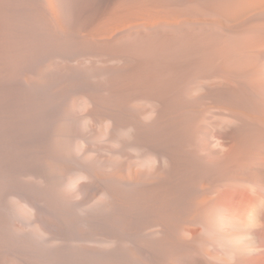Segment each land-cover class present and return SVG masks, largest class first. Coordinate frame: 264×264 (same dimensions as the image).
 <instances>
[{
  "label": "bare ground",
  "instance_id": "obj_1",
  "mask_svg": "<svg viewBox=\"0 0 264 264\" xmlns=\"http://www.w3.org/2000/svg\"><path fill=\"white\" fill-rule=\"evenodd\" d=\"M14 3L0 264H264V0Z\"/></svg>",
  "mask_w": 264,
  "mask_h": 264
},
{
  "label": "rangeland",
  "instance_id": "obj_2",
  "mask_svg": "<svg viewBox=\"0 0 264 264\" xmlns=\"http://www.w3.org/2000/svg\"><path fill=\"white\" fill-rule=\"evenodd\" d=\"M15 0H10V10H11V15L13 14L14 16L16 15V12H15V9H16V11L17 10H20L19 8H18V4L15 6ZM14 5H13V4ZM14 6V7H12V6ZM14 9V10H13ZM103 9V8H102ZM12 18H13V16H11ZM89 19H90V17H89ZM88 19V20H89ZM92 19V18H91ZM93 22V21H92ZM93 23H95V24H97V22H93ZM93 23H91V26H96L95 24H93ZM93 24V25H92ZM98 28H100V27H98V25H97V29ZM95 30V29H94ZM65 43V42H64ZM68 44V45H67ZM68 47H67V46ZM69 45H71V46H69ZM74 44L72 43H69V42H67V43H65L64 45L62 44L61 45V47H59V52H60V55H62V56H64V57H66V58H69V59H72V58H76V57H82L81 59H83V58H85V56H86V53H87V50L89 49L88 48V46H86L85 48L87 49V50H85V48L84 47H82L81 49H83L84 48V50H79V49H77V47H75V46H73ZM78 46V45H77ZM78 48H80V46H78ZM72 49V50H71ZM86 52V53H85ZM74 54V55H73Z\"/></svg>",
  "mask_w": 264,
  "mask_h": 264
},
{
  "label": "clouds",
  "instance_id": "obj_3",
  "mask_svg": "<svg viewBox=\"0 0 264 264\" xmlns=\"http://www.w3.org/2000/svg\"><path fill=\"white\" fill-rule=\"evenodd\" d=\"M166 163V162H165Z\"/></svg>",
  "mask_w": 264,
  "mask_h": 264
}]
</instances>
